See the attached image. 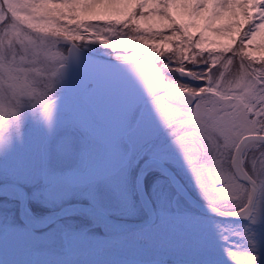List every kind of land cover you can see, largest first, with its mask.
<instances>
[{
  "label": "rangeland",
  "instance_id": "obj_1",
  "mask_svg": "<svg viewBox=\"0 0 264 264\" xmlns=\"http://www.w3.org/2000/svg\"><path fill=\"white\" fill-rule=\"evenodd\" d=\"M21 19L42 23L39 18L28 17L26 13H21ZM67 25L56 23L54 26V30L63 29L57 44L63 57L60 62L65 60L70 41L102 56L124 58L125 54H131L117 47L125 38L130 39L131 34L124 37L111 22L99 25L74 23L69 18ZM133 42L140 43L138 40ZM58 72L51 80V87L44 90L43 100L36 96L14 98L7 92H0V180L13 179L27 187V205L33 214L42 215L65 201L86 199L121 218L143 217L145 211L136 196L133 176L140 161V158L135 160V154L145 142L149 146L144 155L163 159L185 187L196 197L210 202L200 188L194 168L209 163L211 157H194L193 162L189 161L175 135L176 130L160 113L153 95L143 103L139 120L127 132L132 148L128 162L114 173L84 185L66 182L64 175L67 171L83 169L97 162L104 154V146L80 125L71 109L56 110L46 119L48 106L45 105L63 92V80ZM171 75L192 87L203 85L199 80L191 82L180 79L176 73ZM85 91V87L80 88L67 100L69 103L71 100L81 101L98 121L93 109L82 99ZM159 95L165 109L174 106V102ZM261 152H264V144L251 149L245 167L250 168V161L259 157ZM146 172L143 186L157 211L155 222L136 230L111 234L100 232L98 225L66 230L65 246L60 244L63 247L57 250H32V264H236L233 253L245 259L255 256V264H264V170L254 173L259 186L258 196L251 217L244 221L204 214L177 194L158 168ZM244 185L248 190V185ZM15 198L0 194V264H29L27 251L30 247L46 243L57 245L61 243L58 227L86 222L85 215L76 213L57 219L49 228L47 225L45 228H30L16 215ZM211 204L224 209L235 208V203L228 199Z\"/></svg>",
  "mask_w": 264,
  "mask_h": 264
},
{
  "label": "snow or ice",
  "instance_id": "obj_2",
  "mask_svg": "<svg viewBox=\"0 0 264 264\" xmlns=\"http://www.w3.org/2000/svg\"><path fill=\"white\" fill-rule=\"evenodd\" d=\"M69 18L111 22L124 37L131 34L117 47L131 53L124 59L138 66L186 157H211L194 168L206 198L228 199L235 203L229 215H247L257 189L254 173L264 170V152L245 167L247 153L264 143V40L258 39L264 0H0V92L44 99L62 67L57 44L63 29L54 26L67 27ZM175 73L203 85L180 83ZM161 91L174 102L171 109L161 105ZM232 255L236 264H255V256Z\"/></svg>",
  "mask_w": 264,
  "mask_h": 264
},
{
  "label": "water",
  "instance_id": "obj_3",
  "mask_svg": "<svg viewBox=\"0 0 264 264\" xmlns=\"http://www.w3.org/2000/svg\"><path fill=\"white\" fill-rule=\"evenodd\" d=\"M66 48L65 61L59 62L62 64V67L58 70L60 79L64 81V91L49 100L46 110L47 115L45 116L46 119H48L50 114H53L56 110L72 108L75 112L76 119L83 124L85 130L94 134L104 143L105 152L99 161L82 170L73 169L68 171L67 175H65V179L70 184H82L95 178H101L105 176V174H111L115 172V169H118L127 162L131 148L130 141L126 137V132L132 129L136 120L139 118L138 115L143 107V101L152 97V93L140 73L138 66L133 61L104 60L101 57H95L89 53L83 52V50L77 47L72 41L67 43ZM179 76L182 79L184 78V80L192 82L197 81L187 76H181L180 74ZM87 83H89L88 91L83 94V98L90 107H92L95 111L94 113L101 122L94 120L92 116H90L89 111L85 109L81 103L79 104V102L74 101L70 105L65 104V97L67 95L77 91ZM162 94L164 95L163 92ZM166 99L172 101L171 97H166ZM147 146L148 143H144L142 149L135 154V159L140 157ZM151 168H158L165 178H168L169 184L175 189V192L179 193V195L187 200L193 207L201 209L203 213L226 219H233L234 221H244L251 217L252 208H254V202L258 196V183L256 192L252 196L248 214L229 215L228 213L232 208L224 209L221 206L219 207L211 204V202L202 201L201 198L192 195L189 189L184 187L181 183L179 177L175 175L173 168L156 155H145L135 168L136 172L133 176V187L140 201L139 204L145 211L144 216L138 219L116 217L109 214L108 211L105 212L97 206L95 207L86 200L77 201L76 199L73 201H65L58 207L48 210L47 212L44 211L42 215H35L30 211L32 213L31 215L35 216V218H32L26 214V209H30L27 205V189L23 184L13 179H2L0 180V191L2 188H14L18 206L16 209L17 216H19V220L25 224V226L33 229L44 228L55 220V218L75 213V211L87 213L89 221L86 222L85 225L72 228L66 225L60 229V239L64 242L65 234H63V232L66 228L83 229L87 226H95L98 224L103 232L115 233L118 231L125 232L128 230H135L138 229V227L141 228L148 225V223H153L155 221V209H153L150 203L151 201L148 199L146 195L147 192L143 186V176L145 172ZM243 183L248 185V191H250V182L243 180ZM107 224L109 228L104 230Z\"/></svg>",
  "mask_w": 264,
  "mask_h": 264
},
{
  "label": "flooded vegetation",
  "instance_id": "obj_4",
  "mask_svg": "<svg viewBox=\"0 0 264 264\" xmlns=\"http://www.w3.org/2000/svg\"><path fill=\"white\" fill-rule=\"evenodd\" d=\"M81 47V46H80ZM83 49H85L84 47H82ZM87 52L89 51L90 52V54H92V55H95V56H100V57H104V58H111L112 60H120V59H124V58H122V57H119V58H115V57H112V56H102V55H100V54H96V53H93V52H91L89 49L87 50V49H85ZM148 146H149V144H148ZM148 146L146 147V148H148ZM146 148H145V150H146ZM145 150L141 153V156L143 157V156H145L144 155V152H145ZM147 156V155H146ZM190 193L192 194V195H194L191 191H190ZM195 196V195H194ZM196 197V196H195ZM198 198V197H197ZM200 198V197H199ZM202 200V199H201ZM153 209H154V207H153ZM155 212L157 213V211H156V209H155ZM78 214H82V215H85V218H87L88 217V214L86 213H80V212H77ZM156 213H155V218H156ZM16 215H17V212H16ZM73 215H76V213H73V214H70V216H73ZM113 215H115V214H113ZM65 216H69V215H65ZM64 216V217H65ZM117 216V215H116ZM18 218H19V216H18ZM60 218H63V217H60ZM59 219V218H58ZM57 220V218L55 219V221ZM55 221H52V223H50V224H54L55 223ZM50 224L48 225V226H50ZM68 227H76V226H83L84 225V223H82V224H80V225H76V226H69L68 224H66ZM66 225H62L61 227H58V231L57 232H59L60 231V229L62 228V227H64V226H66ZM47 226V227H48ZM49 228V227H48ZM67 231H76V230H81V229H78V228H76V229H66ZM100 230V229H99ZM66 232V231H65ZM100 232H102L101 230H100ZM103 233H105V232H103ZM60 240V239H59ZM37 247L34 249V247L35 246H32V247H30L29 248V250L27 251V252H29V254L31 253V251L32 250H36V249H38V250H45L46 248H48V249H53V247L52 246H54V249H56L57 250V248L58 249H60V248H62L63 246L62 245H60V243H58L57 245H55V244H47L46 243V245H36ZM29 259V258H28ZM32 260H33V258H32ZM32 260H29V262L30 263H32Z\"/></svg>",
  "mask_w": 264,
  "mask_h": 264
},
{
  "label": "bare ground",
  "instance_id": "obj_5",
  "mask_svg": "<svg viewBox=\"0 0 264 264\" xmlns=\"http://www.w3.org/2000/svg\"><path fill=\"white\" fill-rule=\"evenodd\" d=\"M130 10V9H129ZM174 14H176L175 13V11H174ZM90 18H95V17H90ZM103 18H106V17H101V19H103ZM258 39H262V40H264V34H262V36L261 37H259ZM222 43H224V44H227V43H229V41L225 38V39H223L222 40ZM254 54H259V53H254ZM165 98V97H164ZM88 132V131H87ZM262 144H264V143H262ZM149 171V170H148ZM147 173V172H146ZM149 173V172H148ZM147 176V175H146ZM145 176V177H146ZM6 194L7 196H10V197H16V191L14 190V188L13 187H8V188H6V189H4V188H2V190L0 191V194ZM16 199V198H15ZM28 200V199H27ZM28 202V201H27ZM29 206V205H28ZM32 211V210H31ZM26 214L27 215H29L30 217H32V218H35V216H33V215H31L32 213L30 212V210H28V209H26ZM35 214V213H34ZM38 214V213H37ZM40 214V213H39ZM78 214V213H77ZM80 215V214H79ZM70 216V215H69ZM79 220V219H78ZM106 225V224H105ZM94 227H96V226H94ZM45 228V227H44ZM105 229H107V228H109V226H108V224H107V226L106 227H104ZM37 230V229H36Z\"/></svg>",
  "mask_w": 264,
  "mask_h": 264
}]
</instances>
